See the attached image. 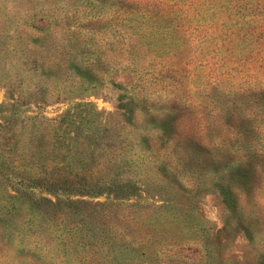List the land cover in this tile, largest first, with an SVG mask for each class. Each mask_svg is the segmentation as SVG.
Segmentation results:
<instances>
[{
	"label": "trees",
	"instance_id": "1",
	"mask_svg": "<svg viewBox=\"0 0 264 264\" xmlns=\"http://www.w3.org/2000/svg\"><path fill=\"white\" fill-rule=\"evenodd\" d=\"M19 1L26 9L0 16V50L6 51L9 64L0 74L8 92L0 104V176L12 191L0 205V219L4 209L11 216L24 210V227L56 232L65 253L82 249L79 264H121L135 258L152 264L150 250L162 234L158 223L186 218L170 201L159 204L154 195H162L164 180L152 177L162 170L167 179L181 181V172L191 168L178 167L188 163L182 152L197 159L202 143L181 140L177 148L182 152L167 150L160 142L174 144L182 127L170 110L151 123L156 130L140 131L133 95L119 98L117 111L108 114L83 96L103 86L119 65L129 68L135 46L153 49L161 58L172 56L168 63L174 67L175 59L188 51L183 50L184 25L199 26L209 14L226 15L222 22L210 19V25H222L229 39L237 33L233 27L245 29L243 36L263 37L264 0H6ZM64 22H69L68 33L58 35ZM67 99L69 108L56 116L21 109L28 102L39 108ZM142 142L139 152L133 149V143ZM235 166L226 161L219 171L232 172ZM243 168L248 177L251 168ZM230 177L216 184L227 211L238 200ZM154 182L159 190L146 189ZM142 191L153 195L149 202L142 201ZM102 196L106 201H95Z\"/></svg>",
	"mask_w": 264,
	"mask_h": 264
},
{
	"label": "rangeland",
	"instance_id": "2",
	"mask_svg": "<svg viewBox=\"0 0 264 264\" xmlns=\"http://www.w3.org/2000/svg\"><path fill=\"white\" fill-rule=\"evenodd\" d=\"M24 9L26 6L21 1L14 5L0 0L2 19L3 13L13 15ZM208 16L199 26L196 22L184 25L187 42L183 50L188 51L186 57L175 59L174 67L170 66L172 56L163 54L165 57L161 58L153 49L135 46L130 54L135 60L129 68L123 70L119 65L118 70L106 75L103 86L83 96L108 114L117 111L119 98L133 95L137 119L142 122L140 131L154 127L156 130V125L151 123L170 110L173 118L182 120V127L174 144L160 142L167 150L182 152L177 148L181 140L188 145H195V139L202 143L201 156L197 159H187V154L182 152V160L188 163L178 167L191 168L181 172L184 175L181 181L167 179L162 170L152 177L154 181L164 180L162 195H154L159 204L168 200L186 212L184 220L171 224L159 217L162 234L150 250L152 264H264V36H243L245 29L239 32V27H233L237 33L229 39L223 34L226 30L222 25L218 28L210 25V19L218 18L222 22L226 15ZM64 23L58 26V35L68 33L65 29L69 22ZM93 39L96 41L98 37ZM216 48H220L218 52ZM4 55L6 51L0 50V74L6 72L2 67H9ZM163 63L167 64L163 66ZM176 68L183 70L175 73ZM110 83L125 89H117ZM3 84L0 83V104L8 95ZM69 102V99L51 102L39 108L28 102L21 109L29 114L36 111L56 116L69 108ZM154 135L159 136L156 131ZM133 145L139 152L145 143ZM198 161L202 163L197 164ZM226 161L235 162L232 172L219 171ZM242 163L251 168L248 177ZM253 168H257V173L252 172ZM231 175L238 200L227 211L216 184L227 182ZM241 183L247 187L243 189ZM156 186L154 182L146 189L156 192L160 188ZM35 192L39 194L38 190ZM11 193L7 181L0 176V205L8 202ZM151 197L142 191L144 203ZM95 201L106 198L98 197ZM209 202L219 209V220L209 219L206 210ZM18 211L11 216L4 209V217L0 219V264H79L78 259L85 253L82 249L65 253L56 232L24 227L25 211ZM140 214L145 218V213ZM121 264L145 262L135 258L122 260Z\"/></svg>",
	"mask_w": 264,
	"mask_h": 264
},
{
	"label": "clouds",
	"instance_id": "3",
	"mask_svg": "<svg viewBox=\"0 0 264 264\" xmlns=\"http://www.w3.org/2000/svg\"><path fill=\"white\" fill-rule=\"evenodd\" d=\"M209 219L219 220V209L214 207L210 202L206 206Z\"/></svg>",
	"mask_w": 264,
	"mask_h": 264
}]
</instances>
